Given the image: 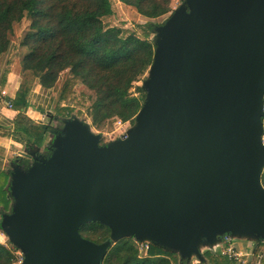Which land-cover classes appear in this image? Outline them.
Instances as JSON below:
<instances>
[{
    "label": "water",
    "instance_id": "1",
    "mask_svg": "<svg viewBox=\"0 0 264 264\" xmlns=\"http://www.w3.org/2000/svg\"><path fill=\"white\" fill-rule=\"evenodd\" d=\"M158 33L124 138L101 145L83 120L63 118L60 155L11 171L1 226L20 264H103L125 237L191 262L204 259L200 243L236 238L220 229L264 232V0H185ZM93 222L111 239L84 237Z\"/></svg>",
    "mask_w": 264,
    "mask_h": 264
},
{
    "label": "trees",
    "instance_id": "2",
    "mask_svg": "<svg viewBox=\"0 0 264 264\" xmlns=\"http://www.w3.org/2000/svg\"><path fill=\"white\" fill-rule=\"evenodd\" d=\"M120 1L147 18H158L172 10V0ZM112 14L110 0H0V56L10 48L14 24L28 16L30 28L21 41L28 51L23 67L38 72L40 84L48 89L68 71L60 96V116L70 117L75 106L85 104V94L81 93V100H77L75 90L82 84L94 93L91 98L100 119H112L123 112L135 117L143 107L146 93L141 86L136 88L137 94L132 89L150 70L156 45L147 35L106 26L104 18ZM51 132V126L37 123L23 113L15 118L13 135L28 152L36 148L35 144L46 143ZM262 182L264 185V172ZM13 201L11 172L0 171V204L11 212ZM80 232L96 243L111 239V229L102 223L85 224ZM261 247L264 243L260 241L255 252H263L264 264ZM17 250L0 242V264H17ZM203 255L200 263H191L156 244H151L147 255H142L135 240L125 237L110 246L103 264H233L225 255Z\"/></svg>",
    "mask_w": 264,
    "mask_h": 264
},
{
    "label": "rangeland",
    "instance_id": "3",
    "mask_svg": "<svg viewBox=\"0 0 264 264\" xmlns=\"http://www.w3.org/2000/svg\"><path fill=\"white\" fill-rule=\"evenodd\" d=\"M113 7V14L106 16L104 18V23L106 26H118L124 30V33H135L139 36L147 35L148 39L156 42L159 39L158 29L163 26L168 19H170L172 13L175 9L179 8L185 3V0H172L171 6L172 10L158 18H147L141 14H139L136 9L125 5L120 0H110ZM30 18L26 16L22 21L14 24L12 31L10 32L11 44L10 48L7 52L0 56V88L4 86L7 81L8 73L10 69H16L22 72L23 68V59L25 54L28 52L25 47L21 45V41L25 34L28 32L30 28ZM146 37V36H145ZM150 77V72L145 75V77L136 83L135 87L132 91L137 94L136 88L141 86L144 88L145 92H147L146 82ZM68 78V71H64L56 85L51 88L53 92H56L55 95L52 96V100L57 99V104L49 105L44 108L43 119L40 121L42 124H48L52 128V132L49 136V140L43 143L42 145L35 144L34 146L39 147V151L37 148L31 150L30 152L25 150V145L18 140L15 139L13 129H12V139L21 145H11L9 151L4 152L0 149V171L11 172L17 166L20 167V170L23 173L32 169V165L36 160V157L43 155L42 157L50 159L53 154L58 157L60 155V151L64 148V143L61 141L57 133L60 131H65V126L62 123L63 118H72L73 116H77L80 121H84L89 125V131L92 134H99L100 136V144H108L113 142V140H117L119 138H124L129 130H131L137 124V115L135 117H131L126 112L121 113L115 118L102 120L97 115V109L93 98H91L94 93L90 92L84 85L79 84L75 87L77 100H81V93L85 94V104L80 103V105L75 106V110L72 113V116L62 117L60 116L59 108H60V96L63 91L64 85ZM146 87V89H145ZM1 90V89H0ZM2 90L0 91V95ZM90 96V98H87ZM80 102V101H79ZM94 102V103H93ZM63 106H65L64 102ZM14 104V103H13ZM8 108V107H7ZM12 109V108H9ZM78 112V113H77ZM80 112V113H79ZM14 128V127H13ZM32 153V158H27L25 154ZM36 156V157H35ZM29 172V173H30ZM28 174V173H27ZM9 212V210H5L4 207L0 204V223L2 222L3 214ZM246 231H252L257 237H264V232L260 231L254 227L244 228V227H234V228H223L218 230L220 234H224L226 232H230L236 238H234V242L237 247L244 249V251H249L250 255L256 251V246L260 244V241L264 243L262 240H259L256 237H242L243 234L247 233ZM251 233V232H250ZM0 242L3 244L12 247L14 245L11 244L9 237L4 232V230H0ZM202 246V252H212L214 255H225L223 253H216L215 247L210 248L209 246H205L204 243H200ZM219 246V245H216ZM17 248V247H16ZM264 250V247H261ZM262 252V251H260ZM263 253V252H262ZM16 254L19 257L20 264L23 260V252L18 249ZM226 256V255H225ZM228 257V256H227ZM263 258V257H262ZM230 260V259H229ZM255 256L251 255L248 258L247 264H254ZM231 261V260H230ZM233 264H237L234 261H231ZM191 263H200V260L195 256L191 259Z\"/></svg>",
    "mask_w": 264,
    "mask_h": 264
},
{
    "label": "crops",
    "instance_id": "4",
    "mask_svg": "<svg viewBox=\"0 0 264 264\" xmlns=\"http://www.w3.org/2000/svg\"><path fill=\"white\" fill-rule=\"evenodd\" d=\"M0 89L6 92L5 96L0 95V148L7 152L11 145H21L11 137L16 116L23 113L40 123L44 108L52 104L56 105L57 99L52 100V96L56 93L53 89L45 88L40 84L38 72L26 70L24 67L22 72L10 69L7 81ZM3 99L12 101L14 107L7 108ZM47 140L49 136L46 142Z\"/></svg>",
    "mask_w": 264,
    "mask_h": 264
},
{
    "label": "built area",
    "instance_id": "5",
    "mask_svg": "<svg viewBox=\"0 0 264 264\" xmlns=\"http://www.w3.org/2000/svg\"><path fill=\"white\" fill-rule=\"evenodd\" d=\"M1 93H2V96L6 95L5 91H2ZM3 101L5 102V104L7 105L8 108L14 107V104L12 101L4 100V99H3ZM133 239L135 240V243L138 246L141 254L147 255L151 243L140 242L136 238H133ZM218 245L219 246H215V248H214L216 253L218 252L217 250L219 248V253L225 254L226 256H228V258L231 261H234L237 264H247L248 258L251 255L255 256V260H254L255 263L254 264H262V257H263L262 252H260V251L254 252L253 254L250 255L249 251H244V249L237 247V245L234 242V238L230 234L223 235L221 243Z\"/></svg>",
    "mask_w": 264,
    "mask_h": 264
}]
</instances>
